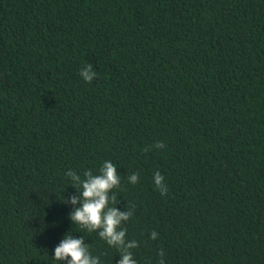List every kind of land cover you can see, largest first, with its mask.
<instances>
[{"label":"trees","instance_id":"16d2710c","mask_svg":"<svg viewBox=\"0 0 264 264\" xmlns=\"http://www.w3.org/2000/svg\"><path fill=\"white\" fill-rule=\"evenodd\" d=\"M105 161L137 264H264V0H0V264H116L61 200Z\"/></svg>","mask_w":264,"mask_h":264},{"label":"clouds","instance_id":"9594fccd","mask_svg":"<svg viewBox=\"0 0 264 264\" xmlns=\"http://www.w3.org/2000/svg\"><path fill=\"white\" fill-rule=\"evenodd\" d=\"M82 78L86 82H91L96 73L92 70V65L88 64L81 69ZM155 148L165 147L163 142H157ZM149 149L145 148L144 151ZM71 178V185L77 189V195H70L65 203L72 205L79 204L70 213L69 218L75 224L86 229L88 232L97 231L100 238L105 240L111 247L119 251L120 259L116 264H137L130 249L138 246L136 241H126L127 229L122 227V223L132 216V211H120L115 205L117 197L110 196L113 188L119 187L120 176L116 166L111 161H105L99 174H94L92 170H85L83 178L73 171L66 173ZM130 183L138 182V173H133L128 177ZM154 183L161 195L168 192L164 183L163 175L157 171L154 174ZM110 201L114 206H110ZM158 233L153 231L151 238L155 239ZM158 255L163 257V252ZM54 258L59 261H66V264H99V257H94L89 251L88 244L84 243L83 236L73 238L72 235H64V238L54 249ZM159 264H164L161 259Z\"/></svg>","mask_w":264,"mask_h":264}]
</instances>
